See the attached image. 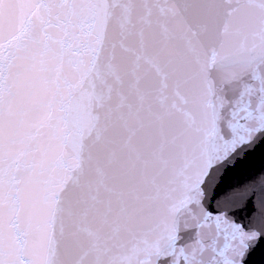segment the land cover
<instances>
[{
  "label": "snow or ice",
  "instance_id": "6c2138e0",
  "mask_svg": "<svg viewBox=\"0 0 264 264\" xmlns=\"http://www.w3.org/2000/svg\"><path fill=\"white\" fill-rule=\"evenodd\" d=\"M258 149L264 0H0V264H251Z\"/></svg>",
  "mask_w": 264,
  "mask_h": 264
},
{
  "label": "water",
  "instance_id": "95a60500",
  "mask_svg": "<svg viewBox=\"0 0 264 264\" xmlns=\"http://www.w3.org/2000/svg\"><path fill=\"white\" fill-rule=\"evenodd\" d=\"M262 170H264V150L258 149L234 173H230L227 179L232 183L237 180L243 181L253 173H260Z\"/></svg>",
  "mask_w": 264,
  "mask_h": 264
}]
</instances>
